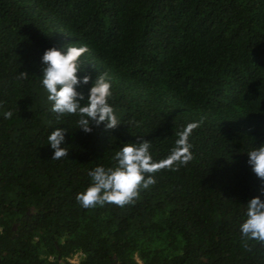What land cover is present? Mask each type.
Here are the masks:
<instances>
[{
    "label": "trees",
    "instance_id": "trees-1",
    "mask_svg": "<svg viewBox=\"0 0 264 264\" xmlns=\"http://www.w3.org/2000/svg\"><path fill=\"white\" fill-rule=\"evenodd\" d=\"M73 46L89 48L85 99L109 78L114 129L85 133L50 110L42 55ZM198 121L193 159L151 174L134 203L77 202L124 144L147 140L161 161ZM56 128L69 151L52 160ZM261 144L264 0H0V264H264L239 230L248 201L264 200L247 163Z\"/></svg>",
    "mask_w": 264,
    "mask_h": 264
},
{
    "label": "clouds",
    "instance_id": "clouds-1",
    "mask_svg": "<svg viewBox=\"0 0 264 264\" xmlns=\"http://www.w3.org/2000/svg\"><path fill=\"white\" fill-rule=\"evenodd\" d=\"M89 52L87 46L66 47L64 51L49 48L42 55L41 78L42 87L46 90L47 100L51 103V111L57 114V120L65 115H78V128L90 133V124H104L106 129H114L121 124L114 108L109 104L112 96V85L107 74L97 76L88 90L87 99L77 88L87 85L90 76L78 77L82 71L80 57ZM26 72L19 73L20 79H27ZM86 103L82 104V101ZM13 116L11 111L4 112V118ZM202 121L187 124L178 133V139L170 155L161 161H154L150 153L151 143L139 140L137 143H126L113 157L115 167L97 166L89 171L92 183L87 189L78 193L77 202L87 208L114 204L119 207L132 204L139 198L140 189H148L155 184L154 174L162 169L178 170L192 159V145L189 137ZM65 129L56 128L48 136V144L54 150L52 160L68 156L69 149L61 145L65 141ZM247 163L255 175L264 182V144L247 152ZM146 174L147 178H146ZM264 195V186L260 189ZM246 219L240 224L242 237L264 245V200L259 196L251 198L246 205Z\"/></svg>",
    "mask_w": 264,
    "mask_h": 264
},
{
    "label": "built area",
    "instance_id": "built-area-1",
    "mask_svg": "<svg viewBox=\"0 0 264 264\" xmlns=\"http://www.w3.org/2000/svg\"><path fill=\"white\" fill-rule=\"evenodd\" d=\"M68 262L71 264H76L77 263V257L73 256L72 258H69Z\"/></svg>",
    "mask_w": 264,
    "mask_h": 264
}]
</instances>
